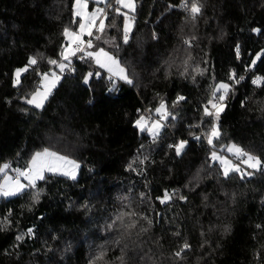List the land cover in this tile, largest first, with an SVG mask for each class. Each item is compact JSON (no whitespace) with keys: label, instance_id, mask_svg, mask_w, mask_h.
Here are the masks:
<instances>
[{"label":"trees","instance_id":"16d2710c","mask_svg":"<svg viewBox=\"0 0 264 264\" xmlns=\"http://www.w3.org/2000/svg\"><path fill=\"white\" fill-rule=\"evenodd\" d=\"M109 2L102 38L88 50L111 52L132 83L109 80L77 54L40 110L26 98L41 74L59 70L47 60H61L64 29L78 27L74 0H0V165L25 169L46 148L80 164L75 180L48 174L36 189L0 197V220L12 212L0 264H122L121 256L123 264H264V58L250 68L264 50V0H201L195 20L182 0H135L127 43L125 17ZM30 57L38 64L14 86ZM233 72L244 79L236 84ZM220 83L231 89L213 148L204 134L216 120L204 108L215 110L208 101ZM162 101L165 120L153 113ZM140 116L164 123L155 140L136 126ZM182 140L177 155L170 145ZM229 144L258 157L261 169L225 178L211 153ZM165 191L171 199L161 203Z\"/></svg>","mask_w":264,"mask_h":264},{"label":"snow or ice","instance_id":"6c2138e0","mask_svg":"<svg viewBox=\"0 0 264 264\" xmlns=\"http://www.w3.org/2000/svg\"><path fill=\"white\" fill-rule=\"evenodd\" d=\"M94 2L99 4H104L105 7H112L109 0H94ZM116 5H120L123 8L129 9L131 12H135V0H115ZM74 7L75 13L74 15L80 17V22L78 24V31L73 32L69 28H65L63 31V35L67 40V45L64 49L60 52L61 60L55 59H48L47 63L49 65H54L56 68L59 69V72L63 74L65 70L74 71V69L70 68L71 64V57L76 56V54L83 53L79 57V59H84L85 56L90 60L94 61V63L101 69L106 70L107 73L110 75L108 76L109 80H112L113 77H119L120 79L125 80L127 83L131 84V79L128 78L126 69L121 66L120 61L117 60L114 56L110 55L104 48H98L97 51H86V49L93 48L95 45L93 44V40L100 41L101 34L105 31V23L104 21L107 19V12L103 7H97L93 12L89 13L87 11L88 8V0H74ZM181 7H183L186 11L189 12L190 16L193 20L196 19L198 15L201 14L203 4L201 0H182ZM114 11L125 17L124 19V29H123V42L127 43L129 39V33L131 31L132 25L134 24L135 17L128 16L126 12H121L120 7H116ZM99 21V23H97ZM75 22V21H74ZM109 26H114L110 24ZM95 29V31H93ZM253 31L259 33L260 29H253ZM84 36L89 37V39L85 40ZM74 46V47H73ZM237 54H239V46H237ZM260 59V55L257 54L256 58L253 59L252 65L256 64V60ZM64 61H68L67 64ZM37 57H30L29 63L24 68H19L15 72V79H14V86H19L21 83V74L27 72L29 67L38 64ZM96 76H99L100 73H95ZM93 76L92 72H89L85 78L84 83L87 84L89 79ZM51 77V79H50ZM42 82L41 85L36 88V90L31 94V98H26V103L30 105H34L36 108H43L44 102L47 100L48 96L51 94L53 88L56 87V84L61 79L60 75H57L55 71H51L49 73L41 74ZM230 79L233 80L236 84H238L241 80L244 79L243 76H240L238 79L236 78L235 72H233L230 76ZM260 77L253 80V84L259 85L261 82ZM115 87V84H113ZM230 85L227 83H220L217 87L213 90L212 99L208 101V104L211 105L213 109H216L215 113L209 110V107L206 105L204 108V112L208 116H214L215 120H219V112L223 110L217 103H213V100L223 101L229 90ZM222 91V94L217 97V92ZM185 97L179 96L177 97L176 102L174 105L179 103L180 101L184 100ZM156 113L161 114L162 119H167V116L170 113L166 111V105L162 101L159 108H157ZM174 118V117H173ZM136 126L141 130L149 131L152 136L153 140L159 135V129L163 127L159 120L155 121L151 127L147 126V120L144 116H140L139 119L135 121ZM207 140V143L213 148L214 140H218L221 133L219 131L218 124L213 123L212 127L209 129L207 133L204 134ZM196 140H200L199 136L195 137ZM187 144V141H179L176 145H170V147H174L176 154L180 155L183 151L184 146ZM226 150L232 153L238 160L242 157H246L242 160V163L246 164L249 168L252 169H259L261 166V161L258 157H255L248 152L244 151L239 146L232 144L227 146ZM212 160H218L221 164L223 169L222 175L227 178L231 172L239 173L241 178L244 177L245 174L251 175L252 173H244L242 172L239 165H235L232 163L231 160H228L225 157H222L217 154L216 151H212L211 153ZM131 168V165H129ZM79 168V164L74 161L70 160L68 157L61 156L56 152H52L49 149H44L41 152H36L31 160L29 161L28 167L25 169H11V165L9 163H5L0 165V176L3 177V183H0V197H12L23 193L26 189H36V182L38 180L45 179V172L50 173H58L65 176L70 177L71 179H76V170ZM11 169L16 173V176L8 175V170ZM23 178L27 181V183H22L20 178ZM40 192L35 191L32 194L33 202L39 201ZM161 203H164L171 199V194L165 191L164 196L162 198L158 197ZM181 199H185L181 197ZM31 210V208H29ZM12 212L11 210L8 211L7 215L0 220V231L7 230V228L11 225L12 221L9 219L11 217ZM119 219V217H118ZM151 223V221H149ZM257 227H261V225H257ZM229 229L225 228L227 232ZM33 230L29 228L27 230V235H32ZM25 238V234H20L15 237L17 241H23ZM190 245L185 242L179 251L175 253L177 258H182V254L185 250L189 249ZM104 253L101 252L97 259H101ZM123 264V256L119 257Z\"/></svg>","mask_w":264,"mask_h":264},{"label":"rangeland","instance_id":"374dc122","mask_svg":"<svg viewBox=\"0 0 264 264\" xmlns=\"http://www.w3.org/2000/svg\"><path fill=\"white\" fill-rule=\"evenodd\" d=\"M115 1V0H114ZM103 6H105L104 4H99V5H97L95 2H94V0H88V8H87V11L89 12V13H91V12H93L97 7H103ZM119 7H120V9L122 10V12L124 11V12H126L127 14H128V16H130V13H135L136 12V2H135V12H131L129 9H126V8H123L122 6H120V5H118ZM104 8V7H103ZM105 11H107L106 9H105ZM74 13H75V7H74ZM75 19H79L77 22H78V24H79V22H80V17H77V16H75ZM97 23H99V21H97ZM104 23H105V26H106V20L104 21ZM133 26H134V24L132 25V28H131V31H132V29H133ZM123 29H124V27H123ZM71 31H73V32H76V31H78V27H77V29L76 30H71ZM93 31H95V29L93 30ZM131 31H130V33H131ZM129 33V34H130ZM87 38H89V37H87V36H84V39L86 40ZM74 47V46H73ZM87 51H91V50H88L87 49ZM97 51V50H96ZM105 51H107V50H105ZM94 52V51H93ZM110 55H112L113 56V54L111 53V52H109V51H107ZM77 55V54H76ZM72 57H74V56H72ZM71 57V58H72ZM87 58V57H86ZM89 59V58H88ZM118 60V59H117ZM94 62V61H93ZM64 63L65 64H67L68 63V61H64ZM121 64V63H120ZM94 65L96 66V67H98L95 63H94ZM121 66L123 67V65L121 64ZM99 68V67H98ZM99 70H101L102 72H104V73H106L108 76L110 75L109 73H107L106 72V70H104V69H101V68H99ZM54 71V70H53ZM56 73H57V75H60L61 76V79L59 80V82L56 84V87L55 88H53L52 89V91H51V94L57 89V87L59 86V84H60V82H61V80H62V74L59 72V70L58 71H55ZM24 73H27V72H24ZM24 73H22L21 75H23ZM128 75V74H127ZM21 78V77H20ZM129 78V77H128ZM14 79H15V76H14ZM50 79H51V77H50ZM113 80H115V81H122V82H125L126 83V81L125 80H123V79H120L119 77H113L112 78ZM41 82H42V78H41V80H39V82H38V85L40 86L41 85ZM219 85V84H218ZM230 89H231V87H230ZM223 90H221L220 92H222ZM34 92V91H33ZM32 92V93H33ZM31 93V94H32ZM218 93V92H217ZM31 94H30V96L28 97V98H31ZM50 94V95H51ZM222 94V93H221ZM50 95L48 96V98H47V100L44 102V106L46 105V103H47V101H48V99H49V97H50ZM219 95H220V93H218L217 94V97H219ZM215 103H217L220 107H222L223 108V110H224V105H223V101H219V100H215ZM32 106H34V105H32ZM44 106H43V108H44ZM35 107V106H34ZM210 107H211V105H210ZM43 108H39L40 110L41 109H43ZM159 108V107H158ZM212 108V107H211ZM157 109V108H156ZM167 109V108H166ZM222 110V111H223ZM167 111V110H166ZM215 111H216V109L213 111L214 113H215ZM222 111H220L219 112V116H220V114L222 113ZM154 113V115L155 116H159V117H161L162 118V116H161V114H158V113H156V111L155 112H153ZM145 118H146V116H144ZM213 118L215 119V117L213 116ZM147 120H153V119H149V118H147ZM157 120H159V119H155L154 121H153V123L155 122V121H157ZM165 120V119H164ZM160 121V120H159ZM153 123H148L147 122V126L146 127H151L152 126V124ZM160 123L163 125V127H161L160 129H159V134H160V132L162 131V129L164 128V123L162 122V121H160ZM216 124H217V121L215 122ZM141 131V130H140ZM141 132H146V133H148L152 138H153V136H152V134L149 132V131H147V130H144V131H141ZM203 135V134H202ZM203 137H204V135H203ZM229 145H232V144H229ZM228 145V146H229ZM236 145V144H235ZM186 146V145H185ZM185 146H184V148H185ZM46 149H49L50 151H52V152H56V151H54L53 149H50V148H46ZM43 151V150H42ZM214 151H216L217 152V154L218 155H220V156H222V157H225V158H227L228 160H231L232 161V163L233 164H235V165H239V167L241 168V170H242V172H244V173H254V172H257V171H259L260 169H261V166H260V168L259 169H252V168H249L246 164H244V163H242V160L243 159H245L246 157H242L241 159H236L237 161L235 162V160H233V157H235L232 153H230V152H228L227 150H226V152L225 153H223L222 152V149L221 150H214ZM39 152H41V151H39ZM56 153H58V152H56ZM59 155H61V156H65V157H68L67 155H64V154H61V153H58ZM34 155V154H33ZM252 155V154H251ZM254 156V155H253ZM256 157V156H255ZM32 158V157H31ZM31 158H30V160H31ZM70 160H73L72 158H70V157H68ZM29 160V161H30ZM75 161V160H74ZM77 162V161H76ZM214 162H218L219 163V165L221 166V164H220V162L218 161V160H215ZM78 163V162H77ZM79 164V163H78ZM28 165H29V163H28ZM28 167V166H27ZM222 168V167H221ZM11 169H21V168H18V167H11ZM11 169H9L8 170V175H10V176H13V177H15L16 176V173L14 172V171H12ZM21 170H23V168L21 169ZM79 170H80V164H79V168L76 170V179L78 178V175H79ZM223 170V169H222ZM232 173H235V172H231L230 174H232ZM48 174H54V175H61V176H65V175H62V174H58V173H50V172H45V177H46V175H48ZM229 174V175H230ZM239 174V173H238ZM251 174V175H252ZM240 175V174H239ZM251 175H247V174H245L244 176H247V177H250ZM2 177V176H1ZM65 177H67V178H69V179H71L70 177H68V176H65ZM21 179V182L22 183H27V181L26 180H24L22 177L20 178ZM39 181H41V180H38L36 183H38ZM0 183H3V177L1 178V180H0ZM13 197V196H12ZM3 198H7V197H3ZM9 198V197H8Z\"/></svg>","mask_w":264,"mask_h":264},{"label":"water","instance_id":"95a60500","mask_svg":"<svg viewBox=\"0 0 264 264\" xmlns=\"http://www.w3.org/2000/svg\"><path fill=\"white\" fill-rule=\"evenodd\" d=\"M257 54L260 55V59L256 60V64H255L254 66L252 65V62H251L250 68H251L252 70H256V68L258 67V65L260 64V62L263 60V58H264V50H261V51L258 52ZM257 54L254 56L253 59L256 58ZM252 61H253V60H252Z\"/></svg>","mask_w":264,"mask_h":264},{"label":"built area","instance_id":"2783aa9c","mask_svg":"<svg viewBox=\"0 0 264 264\" xmlns=\"http://www.w3.org/2000/svg\"><path fill=\"white\" fill-rule=\"evenodd\" d=\"M87 39H89V38H87ZM87 39H86V40H87ZM93 43H94V40H93ZM86 50H87V49H86ZM77 54H78V55H77V56H78L77 59H79V57H80L81 55H83V53H79V52H78Z\"/></svg>","mask_w":264,"mask_h":264}]
</instances>
